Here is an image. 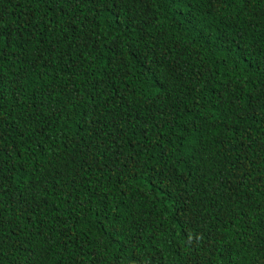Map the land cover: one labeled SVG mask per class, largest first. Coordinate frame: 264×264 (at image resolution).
Here are the masks:
<instances>
[{
    "label": "trees",
    "instance_id": "obj_1",
    "mask_svg": "<svg viewBox=\"0 0 264 264\" xmlns=\"http://www.w3.org/2000/svg\"><path fill=\"white\" fill-rule=\"evenodd\" d=\"M46 12L0 0L16 38ZM63 12L70 28L49 31L50 14L23 33L27 62L3 66L9 82L27 77L0 102L5 187L39 177L41 192L30 209L5 195L0 236L15 234L0 264H264V0ZM105 211L137 235L110 242Z\"/></svg>",
    "mask_w": 264,
    "mask_h": 264
},
{
    "label": "snow or ice",
    "instance_id": "obj_2",
    "mask_svg": "<svg viewBox=\"0 0 264 264\" xmlns=\"http://www.w3.org/2000/svg\"><path fill=\"white\" fill-rule=\"evenodd\" d=\"M24 0H17L18 4H23ZM35 3L37 5H40L47 9V12L45 15L41 18L40 24H33L31 26L27 24H21L20 26V36L19 38H16L13 34V32L10 30L11 26H7L5 24V17L2 13H0V102L4 101V94L9 90V83L13 87H22V80L26 79V75L22 76L21 78L17 79L16 74L13 73V78L9 82L5 79L4 73H3V66L5 64L11 65L13 68L16 67V64L18 63H26L27 59L31 57V52L26 47V44H28V40H26L23 36L24 32H29L31 36L35 35V29L37 27H41L44 21H47L48 16L53 13H57V9H60L61 11L56 14V16L53 18L50 26L48 27L49 31H62L65 29L70 28L72 24L75 23L76 17L73 16V19L68 21L67 23H64L62 27H57V21L61 16H66L67 13L63 12V6L65 4H68L71 8V11L75 13L77 11V8L82 3H90L92 5H103L106 10L109 9H115L117 13L119 12L120 5L126 4L128 0H28L29 5L32 3ZM172 3H184L185 0H170ZM188 3H191V0H188ZM15 23V22H14ZM30 27L32 31H30ZM135 27V23L133 22L131 24V27H126V31H131V28ZM243 39V37H241ZM27 53V56L25 55ZM15 60V63L13 62ZM257 66H260L262 69H264V65H260L259 61ZM256 67V66H254ZM35 103V101H33ZM121 107L123 108L124 105L122 104ZM171 119V118H170ZM178 127L177 124H173L172 129L175 130ZM119 130V129H117ZM190 134V132H189ZM125 135L127 133L125 132ZM180 135L183 136L185 133L183 131L180 132ZM113 147H120L115 144L113 141ZM6 146L10 148L11 146L8 145L7 141L3 140V134L0 133V153L10 155V152H6ZM89 152H91V148L88 149ZM114 159L113 163H115L116 160L120 158L121 155H123L122 151H116L113 153ZM136 155H139V153H136ZM161 156L164 157L165 161L170 159V157L167 155V153H161ZM151 159V158H149ZM6 165L3 162V156L0 155V204H3L5 202V195H7V205L8 208L15 210L18 205H21L23 202L26 205V208L32 207V201L28 199L29 196L32 197V200H35L37 196L40 195L41 192V180L39 177L35 178V184L34 186L30 187V190L27 192H18L15 187V181L12 180L9 187H5V184L9 181L10 177L8 176V173L5 171ZM13 168L16 166L13 165ZM147 167V165H145ZM95 170V169H94ZM135 179L139 180V176H135ZM45 182H47V178L45 177ZM91 181V177H89L88 182ZM153 186V185H150ZM101 188L104 187V185H100ZM90 191L94 192V195H97L98 199H103L104 193H96L94 190L90 189ZM73 201L71 199L67 200L66 203L71 205ZM39 203V202H37ZM91 203V201H89ZM81 211H83V204L80 203L78 205ZM6 210L3 207H0V225L3 224L4 219V212ZM91 211V208L89 209ZM99 217L98 223H103L104 221H108V227H111L113 231L111 233L107 232V227L103 229L106 235L110 237V242L114 241L116 244L120 243V237L123 235V230H127L131 232L134 236L137 235V231L133 228H129L127 224H121L119 221H113V218L111 215H109L106 211L103 212V214H97ZM74 219L79 220V215H76ZM87 219V217H85ZM123 219V218H121ZM4 229L0 227V233H2ZM142 231V229L140 230ZM15 233H11L7 237L0 236V249H2L5 244H7L11 238L12 235ZM191 239V237H189ZM132 243H135V240L132 241ZM14 246V245H13ZM27 250V249H25ZM121 248H117V252L121 251ZM124 251H127V246L125 245L123 248ZM31 256H36V250L33 249L30 253ZM134 255V254H133ZM147 264H156V258H154L151 254L146 258ZM139 264H144V262H139Z\"/></svg>",
    "mask_w": 264,
    "mask_h": 264
}]
</instances>
